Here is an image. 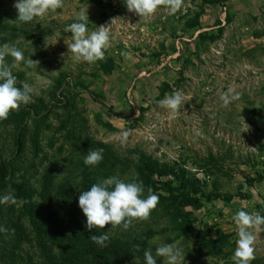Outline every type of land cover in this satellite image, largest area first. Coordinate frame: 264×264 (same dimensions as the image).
I'll return each instance as SVG.
<instances>
[{"label":"rangeland","instance_id":"374dc122","mask_svg":"<svg viewBox=\"0 0 264 264\" xmlns=\"http://www.w3.org/2000/svg\"><path fill=\"white\" fill-rule=\"evenodd\" d=\"M16 2L0 0V47L23 52L19 66L11 56L5 61L16 86L27 82L32 91L30 102L0 120V155L11 160L13 182L25 183L34 201L42 195L53 208H70L78 204L83 174L109 178L115 160L123 163L119 179L143 182L133 165L145 154L175 169V185L196 193L181 205L157 190L147 220L127 230L106 227L116 239L148 237L126 264H145V250L155 256L169 243L185 254L181 264H234V214L264 216V0H183L175 15L159 7L150 17L129 12L125 0H63L55 12L27 23L16 20ZM80 14L88 16L89 33L99 26L110 31L111 47L95 64L74 62L68 51L72 34L65 29ZM28 58L38 65L27 66ZM229 88L240 98L224 106L220 96ZM177 92L184 103L171 116L157 101ZM98 148L108 161L86 166L84 157ZM8 194L16 198L11 184L0 189V197ZM19 224L27 236L18 241ZM0 228L9 230L0 231V264L38 260L32 221L18 198L0 204ZM255 258L264 264V232Z\"/></svg>","mask_w":264,"mask_h":264},{"label":"clouds","instance_id":"9594fccd","mask_svg":"<svg viewBox=\"0 0 264 264\" xmlns=\"http://www.w3.org/2000/svg\"><path fill=\"white\" fill-rule=\"evenodd\" d=\"M183 0H125V6L129 12L139 17L152 16L159 7L167 9L170 15H175L181 10ZM17 10L16 20L19 23L33 21L37 17H43L49 12H55L63 6V0H17L13 5ZM78 22L68 25L65 31L72 34V43L68 51L72 53L74 62H85L95 64L105 59V52L111 47L110 31L105 26L97 27V30L89 33L87 14H80L76 17ZM6 56L13 58V66H19L25 61L24 54L14 45L5 44L0 47V120L8 118L10 112L19 110L21 104H27L31 100L32 91L30 85L25 82L22 87L16 86V77L12 74V68L6 63ZM39 61L27 59L29 67L37 66ZM240 94L229 88L220 96L224 106L232 101L238 100ZM157 103L169 110L171 116L179 111L184 103L182 95L177 92L157 101ZM248 128L245 130L247 131ZM122 138H126L127 131L122 132ZM103 149L90 150L84 157L83 163L86 166H95L103 159ZM145 191L142 181L133 180L125 182L116 176L103 179L93 184L89 190L80 192L78 206L86 218L85 228L104 229L111 225L113 229L122 226L127 230L134 222L145 221L150 217L151 212L156 208L159 197L149 187L148 195L143 197ZM143 197V198H142ZM16 203V198L11 195L0 197V204ZM236 226L237 239L235 250L232 256L234 264H251L255 259V243L257 236L264 232V216L259 212H248L238 210L233 216ZM0 231L7 232L8 229L0 228ZM14 231V230H13ZM90 239L99 246H106L109 240L107 233L91 235ZM139 251V245L133 246ZM156 257H163L164 264H181L185 254L172 243L159 246L155 249V256L151 250L144 251L145 264H156Z\"/></svg>","mask_w":264,"mask_h":264},{"label":"trees","instance_id":"16d2710c","mask_svg":"<svg viewBox=\"0 0 264 264\" xmlns=\"http://www.w3.org/2000/svg\"><path fill=\"white\" fill-rule=\"evenodd\" d=\"M18 34L30 37V32L24 28H18ZM14 146L18 150L21 149V137H16ZM103 150L105 156L107 152L105 149ZM104 156L100 162L102 166L108 161V158ZM125 162V165L131 166L129 159H126ZM137 162L136 165H133V168L144 178L145 191L149 187L153 192L165 189L173 198L180 199L181 205H188L190 199L195 195V190H189L184 185L177 186L174 184L177 179H180L175 169L165 168L156 159H152L145 154H140ZM113 164L114 172L108 171V173L117 177L120 174H117L116 171L123 163L115 160ZM13 174L14 169L11 160L0 155V189L7 184H11L16 198L21 201L23 215L32 221V232L35 234V247L38 251L36 257L38 260L33 261L30 255L26 258L27 262L32 263L33 261L32 264H126L127 261L137 257L139 251L145 249L147 236H141L135 240H121L109 236L106 246L103 247L93 243L90 236L106 233L107 226L104 229L87 230L85 228L86 218L82 210L77 211L76 209L79 208L78 204H72L70 208H53L47 200L43 199L41 194L40 199L42 202L34 201L33 191H29L23 182H13ZM99 175L100 177L84 173L82 176V189L78 193L89 190L93 184L108 177L106 173ZM162 177H167V179L163 180ZM168 177L176 179L169 180ZM68 191L71 193L72 189ZM18 229L20 230L18 233L19 241L20 238L27 235L22 224L18 225ZM134 245H140L141 249L139 251L135 250ZM0 258H3V256H0ZM9 261L11 262V258ZM251 264L262 263L258 258H255L251 261Z\"/></svg>","mask_w":264,"mask_h":264}]
</instances>
